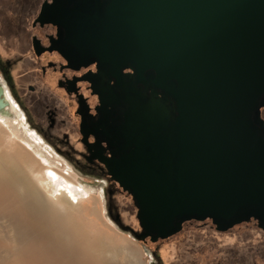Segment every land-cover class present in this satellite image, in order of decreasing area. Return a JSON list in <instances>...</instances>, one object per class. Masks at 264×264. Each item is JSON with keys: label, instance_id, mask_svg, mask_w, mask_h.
Masks as SVG:
<instances>
[{"label": "water", "instance_id": "95a60500", "mask_svg": "<svg viewBox=\"0 0 264 264\" xmlns=\"http://www.w3.org/2000/svg\"><path fill=\"white\" fill-rule=\"evenodd\" d=\"M66 14L89 56L150 72L134 130L147 146L109 170L136 202L135 239L191 220L228 229L240 212L264 226V0H82Z\"/></svg>", "mask_w": 264, "mask_h": 264}, {"label": "flooded vegetation", "instance_id": "af4514ba", "mask_svg": "<svg viewBox=\"0 0 264 264\" xmlns=\"http://www.w3.org/2000/svg\"><path fill=\"white\" fill-rule=\"evenodd\" d=\"M23 1L12 0L11 7L21 6ZM81 1L41 0L29 22L28 30L32 34L29 37L26 35V38L24 32L18 29L21 11L18 16L14 15L17 21L10 20L16 30L12 33L15 42L10 45L14 50L10 57H6L0 48V88L8 93L27 128L55 156L81 178L101 185L106 216L119 229L135 238L141 233L136 202L111 179L109 170L131 150L147 146L144 141L149 136L144 135L141 139V134L134 130L141 124L137 106L146 102L154 89L149 79L150 72L140 76L129 63L120 67L89 56L84 48L78 47V30L71 22L72 16L66 13ZM106 2L100 0L102 11ZM7 24L0 22L2 36L10 33ZM20 68L18 77L22 79L29 75L32 78L23 92L18 91L23 80L14 79V72ZM48 78L52 79V88L46 84ZM159 97L166 96L160 93ZM163 102L167 106L170 99L166 97ZM263 110L261 119L264 121ZM128 116L133 122L131 130L125 127ZM260 135L264 138V128L260 127ZM159 138L163 144V134H159ZM120 197L129 200L134 209L136 230L122 222L118 207ZM236 217L240 218L239 223L228 229H222L226 224L217 228L210 220H191L182 224L175 235L155 243H145L151 248L155 246L150 252L151 264H164L165 249L160 242L175 237L185 226L192 224L203 230L208 228L215 238L207 241V245L221 249L211 261L202 264H258L259 261L264 264V226L242 212ZM242 226L249 227L256 237L248 241L237 238L234 232ZM231 235L234 239L225 241ZM222 237L224 241L220 240ZM252 247H258L255 253H252Z\"/></svg>", "mask_w": 264, "mask_h": 264}, {"label": "bare ground", "instance_id": "6f19581e", "mask_svg": "<svg viewBox=\"0 0 264 264\" xmlns=\"http://www.w3.org/2000/svg\"><path fill=\"white\" fill-rule=\"evenodd\" d=\"M9 121L0 119V264H134L138 243L107 223L101 199L78 193L77 177Z\"/></svg>", "mask_w": 264, "mask_h": 264}, {"label": "rangeland", "instance_id": "374dc122", "mask_svg": "<svg viewBox=\"0 0 264 264\" xmlns=\"http://www.w3.org/2000/svg\"><path fill=\"white\" fill-rule=\"evenodd\" d=\"M11 1L12 0H0V22H4V23L8 22L7 31L8 30L10 31V33H7L6 35L3 34V36L0 34V48L2 49L3 55H5L6 57L7 56L10 57L14 50L11 47L13 46V43L15 42V40L12 38L13 37L12 33H15L16 30H15V26L12 23H10L12 21L11 19H15V21H17L16 20L17 17H14V15L16 14V16H18V12L23 11L22 13L20 12L21 17L18 18V20L20 21L19 22L20 24L18 25L19 26L18 29L24 32V38H26V35L27 37H29V35L32 34V32L28 30L29 22L32 20V17L34 16L41 0H24L23 1L24 3H22L21 6L19 5L16 8L11 7V3H12ZM21 34L20 36H22ZM20 70L21 68L17 69L14 72V79L18 80L20 78L18 77L20 76ZM31 79L32 78L29 75L23 77L22 79L20 78L19 80H23V83L20 88L21 90L18 89V91L23 92L26 85L30 83ZM52 83H53L52 79L48 78L46 81V84L48 86H51L52 88ZM61 95L62 94L59 95L60 98H61ZM4 97L8 102L7 111L9 112L10 117L9 118L0 117V119L10 120L9 124L14 126V127L11 126L14 128V134L18 136L19 135L22 136L25 142L28 143V145L32 149H37L39 152H41V154L47 160L53 163L55 162L56 165L58 163L60 164L61 162L60 165H61L62 170L66 169L77 177V180L79 182L78 184L80 187L75 188V190L78 191V193L82 195H92V196L99 197L101 199L102 208L104 209V200L101 195V185L97 182L88 180L86 178H81L73 170L71 171L70 170L71 168L67 166L61 159L55 156V154L51 150H49L38 137H36L35 135H33V133L27 130V127L25 123L23 122L20 112L15 107L14 103L12 102L8 93L5 90H4ZM262 117L264 118V110L262 111ZM39 142L43 145V147L41 146ZM118 207L120 209L119 211L121 213V216L123 217V220H122L123 224L125 226H130L132 229L136 230V222L134 220L135 218L134 209L130 201L120 197ZM103 217L111 227H113L114 229L116 228L115 229L116 231L125 235L135 244L138 243L137 245L140 248L141 256L138 255L139 256L138 258L137 257L133 258V261L135 259L134 262L136 264H143V263L151 264L152 263L153 259L151 257L150 252H151V249H153L155 246H153L152 248L148 247L149 245L145 244L147 242H139L138 240L133 238L128 233L119 229L118 226L114 224L112 219L106 216L105 210H103ZM249 229H250L249 227L242 226L239 229H237L234 232V234L236 235L237 238H243V240L248 241L256 237L254 231H250ZM214 238L215 237L212 235V233L208 231V228H205V230H203L201 227H198L197 224L185 226L184 230L180 234L166 241L160 242V245L162 244L164 246L165 253H166L164 264H202L205 261H208V260L211 261L214 256H216L217 254L221 252L220 251L221 249L218 248L217 246L215 248L214 246L207 245V241H210L211 239H214ZM229 239L231 240L234 238H232V235H231V236H228V239L226 240L224 237H222V239L220 240L227 241ZM204 242H206L205 246L203 245ZM257 249L258 247H252L251 249L252 253H255ZM256 261H259V260H256ZM258 264H263V263L259 261Z\"/></svg>", "mask_w": 264, "mask_h": 264}]
</instances>
